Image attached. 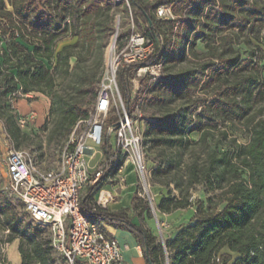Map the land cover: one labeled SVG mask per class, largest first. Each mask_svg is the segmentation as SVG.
<instances>
[{
  "label": "trees",
  "instance_id": "1",
  "mask_svg": "<svg viewBox=\"0 0 264 264\" xmlns=\"http://www.w3.org/2000/svg\"><path fill=\"white\" fill-rule=\"evenodd\" d=\"M128 2L0 0V40L5 43L1 52L7 57L3 62L10 63L13 68L5 73L0 62V119L13 140L25 137L28 133L20 127L6 96L20 84L25 92L31 90L27 76L37 78L43 63L40 59L34 61L33 55L51 59L60 34L77 18L82 23L74 35L92 39L88 18L122 4L125 12L132 14L138 32L156 41L160 37L164 39L162 52L145 61L146 64L164 61L165 74L151 86L145 84L144 90L154 94L145 98L155 109L143 117V131L145 144L150 143V150L157 149L152 153L157 163L152 170L153 182L174 185L179 198H174L172 208L182 209L185 214L180 223L163 233L161 239L150 227L134 222L126 210L110 211L98 205L94 198L98 190L95 186L88 187L82 195V212L92 221L99 218L116 228L133 232L146 264H219V252L224 247L235 254L232 264H264V64L261 63L264 57V0ZM168 3L172 4L178 18L162 19L156 15V9ZM100 30L108 36L115 32V27ZM131 32L132 29H128L118 34L123 40L120 47ZM19 39L34 41L32 51H23L21 55ZM105 44L103 37L96 46L100 47L101 55ZM70 49V45H65L58 52L59 59L65 58L70 63L73 56ZM188 52L204 56L201 69L203 73L206 71V84L215 86L210 100L204 99L201 104L192 105L185 99L197 69L190 67L166 74V65L187 58ZM14 56L21 65L14 61ZM75 56L78 67L79 57ZM132 70L118 69L130 115L133 95L126 75ZM84 91L89 93L93 105L91 101L84 104L65 99L59 107L51 106L56 118L49 137L62 144V150L75 124L88 119L94 111L99 93L97 80L91 81ZM135 97L136 105L142 97L141 92H136ZM177 98H181L180 103L162 109ZM157 111L161 113L156 114ZM113 112L114 109L106 118V127L117 122ZM227 121L243 124L244 141L237 135L228 137V128L220 127ZM48 123L46 119L42 126ZM81 127L78 125L77 130ZM193 134H198V139L192 138ZM192 145L198 146L204 155L195 153L185 160L183 153ZM108 146L106 142L104 148ZM192 189L200 192L195 199H192ZM20 204V200L0 189V220L9 232L7 240L20 239L22 264H55L56 251L51 244L49 227L27 219L18 210ZM149 209L150 204L145 200L137 213L142 215ZM107 234L110 235L108 231Z\"/></svg>",
  "mask_w": 264,
  "mask_h": 264
},
{
  "label": "built area",
  "instance_id": "2",
  "mask_svg": "<svg viewBox=\"0 0 264 264\" xmlns=\"http://www.w3.org/2000/svg\"><path fill=\"white\" fill-rule=\"evenodd\" d=\"M156 15L176 18L168 4L160 5ZM164 47L163 37L156 41L143 35L132 20L131 34L122 47H116L99 84L94 111L84 121V128L78 131L77 126L71 134L57 168L38 166L32 154L22 148H10L4 158L6 180L0 189L20 200L31 219L49 227L52 245L66 264H128L119 240L107 234V225L101 228L82 212L81 191L87 185L99 186L97 204L107 208L115 199V191L106 186L111 185L116 191L127 188L126 166L132 163L140 178L139 194L154 207L142 125L143 98L137 101V116L132 119L118 85V69H136L137 76L148 74L150 82H155L165 74L164 61H145L160 54ZM134 84L138 89L134 91L138 92L139 80L135 79ZM113 109L117 122L106 127V118ZM30 119H34V114L21 118V124ZM108 133L113 135L110 141Z\"/></svg>",
  "mask_w": 264,
  "mask_h": 264
},
{
  "label": "rangeland",
  "instance_id": "3",
  "mask_svg": "<svg viewBox=\"0 0 264 264\" xmlns=\"http://www.w3.org/2000/svg\"><path fill=\"white\" fill-rule=\"evenodd\" d=\"M172 9L173 6L171 3ZM174 11V9H173ZM176 18L179 16L175 13ZM132 17L131 15L127 14L123 8V5H116L110 11H105L99 14L91 15L88 18L90 23V30L93 33L92 39H85V38H78L75 36L74 33L81 25L82 21L77 18L75 22H69V18H67V23L69 24V28L66 32H63L59 36V40L56 42L55 51L51 59L38 57L33 55V60L40 59L43 63L41 65V72L37 78H33L32 75L27 76V84L28 87L31 89L28 92H25L23 86L20 84L19 88L12 92L9 96H6V99L9 100L11 103V109L15 111L18 116V122L22 130L28 133L25 137H21L17 140H13L10 136L8 131L6 130L3 121L0 119V181H5V165H4V158L6 157L8 150L12 147L15 148H22L28 150L35 162L38 166L46 169L57 168L58 161L61 156L62 152V144H58L53 138L50 139V131L54 126L55 115L54 112L51 110V106L59 107L60 103L65 101V99L70 101H77L84 104H87L89 101L92 102V99L89 93L84 91V88L89 85L91 81L97 80V86L101 83L102 79L105 77L106 71L109 68L111 58L113 56L116 47L123 42L122 39L116 37L115 33L119 34L122 31H127L128 29H132ZM76 26V28L74 27ZM106 27H115V32L110 35H106L103 33L102 28ZM180 30V29H179ZM117 34V36H118ZM105 38V46L102 48V55L100 47H96L99 42ZM113 38L116 40L115 48L109 56V46L113 41ZM20 41V54L25 51H32L33 44L31 41H25L19 39ZM262 41L264 42V30L262 31ZM65 45H70V51L73 53L71 57L70 63L65 61V58L62 60L59 59L58 52L63 49ZM1 49V48H0ZM4 49V48H3ZM200 52V50H199ZM198 52V53H199ZM22 55V54H21ZM79 57V66L76 67L75 61L76 56ZM4 53H0V62L3 64V69L5 73L7 71L13 69L10 63L3 62L5 60ZM102 58V59H101ZM14 61L17 63L19 62L18 57L14 56ZM205 59L204 56H197L192 52H188L187 58L177 59L174 62L168 63L166 65V74L178 72L182 69L186 68H194L197 69L196 76L192 83L190 92H186L188 94L185 96L186 101L189 104L194 105V103H202V100L209 99L215 93V86L214 84L208 85L207 82V75L202 72L201 64L204 63ZM262 64H264V57L262 59ZM21 65V63H20ZM27 65V64H26ZM9 66L11 68H9ZM25 69V66H23ZM264 71V67H263ZM127 80L130 82L129 88L133 95L132 97V119L137 116V113L134 111L135 106V95L137 89L134 87V80H139V91L141 92V98H143V106H142V115L143 117L146 115L152 114L154 111L153 104L148 101V98L152 97L154 94H148L147 90H144L145 84L147 83L149 86L153 84L150 82L151 76L148 74H144L142 76H137V70L133 69L126 75ZM118 85L123 95V100L125 97V89L123 85L120 84L118 79ZM147 89V88H146ZM43 90V91H42ZM138 90V89H137ZM157 93V92H156ZM190 94V95H189ZM148 97V98H145ZM145 98V99H144ZM26 99L27 103L36 101L38 104L40 103H47L46 113L43 114L42 117L38 115L34 121L29 120L24 125L21 124V118L27 117L29 112L25 111L24 105L18 104L19 100ZM181 98H177V100H173L167 105H164L162 109L166 107H172L180 103ZM184 99V98H183ZM26 104V102H23ZM198 111V110H197ZM196 113V111H194ZM161 111H157L156 114H160ZM115 113H112V115ZM49 120L47 126H42L45 120ZM85 120H79L75 126L73 131L76 129L78 125H81V129L84 128ZM145 120H143L142 125L144 124ZM220 127L228 128L229 131V138L232 135H237L240 141L245 140L246 132L243 129V124L238 121H227L225 123L220 124ZM71 131V134L73 133ZM109 134V133H108ZM194 139H198V134H193L191 136ZM113 135H108V140H112ZM63 144L65 143L62 141ZM150 143L146 145V163L149 169V190L150 194L154 197V207L150 204L149 210H144L142 215H139L137 211L142 209V204L145 200L144 197H141L139 191H141V183L138 173L136 172L135 168L132 172L131 165L126 167V172L131 173L132 177H134V186L130 188L126 192H120L117 196L115 203H110L107 206V209L110 211L113 210H126V213L132 217L136 222H143L146 226L150 227L152 231L158 235L161 239H163V233H167V231L173 228V225H177L183 219V212L182 209H173V200L179 198V193L175 189L174 185L170 186H162L160 184L154 183L152 180V170L155 167L156 159L152 155V153L157 150L155 147L151 150L149 149ZM198 148V149H197ZM197 149V150H196ZM195 153L204 155L203 152L200 151L198 146L192 145L190 150H185L183 156L185 160H189ZM193 197L192 199L197 198L200 195L199 190L192 189ZM86 192L85 189L81 191V197ZM16 201V200H15ZM148 201V200H147ZM149 202V201H148ZM18 210L20 213L25 215L27 219H31L28 213L26 212L25 208L22 204L19 205ZM98 226L104 228L105 224L104 221L96 218L94 220ZM49 231V229H47ZM8 231L2 227V220H0V264H11L9 261L8 255L9 253H15V248L11 246V243L14 241H8ZM51 233V232H50ZM20 243V239L17 238ZM52 244V243H51ZM19 250V249H18ZM56 251V250H55ZM20 252V251H19ZM56 262L55 264H66L64 258L61 254L57 251L55 253ZM235 258V254L232 253L228 247H224L219 252V264H232ZM134 264H146L144 258L136 259Z\"/></svg>",
  "mask_w": 264,
  "mask_h": 264
},
{
  "label": "crops",
  "instance_id": "4",
  "mask_svg": "<svg viewBox=\"0 0 264 264\" xmlns=\"http://www.w3.org/2000/svg\"><path fill=\"white\" fill-rule=\"evenodd\" d=\"M4 47H5V43H3L0 40V48H1L0 52ZM23 102H26V104H24ZM18 104L24 105L23 107L25 108V111L29 112L28 116L31 114H34V119H32V120L30 119L31 121H34L36 118H38V115L40 116L39 118L42 117V120H43V116H44L43 114L46 113V111H45L46 107H47L46 102L40 103V104H38V102H36V101L27 103L26 99H23V100L21 99V100H19ZM129 165H131V168H132L131 171L134 172V170H133L134 165L132 163L127 164V166H129ZM132 172L131 173L127 172V175H128V186H127V188L116 191L113 186H111V185L106 186L108 189L115 191L114 192L115 199L113 201H110L108 203V205H110V203L116 202L117 196L120 192H126L130 188H133L132 186H134V181H133L134 177H132L133 176ZM90 186L94 187V185H87L84 189L87 191L88 187H90ZM95 187H97V189H98L96 191V193L94 194V198L97 202L98 195H99V188H98L99 186H95ZM133 221L136 222L134 219H133ZM136 223H143V222H136ZM104 224L107 225V231L110 233V236L115 237L119 240L120 244L123 247L124 259L128 264H134V261L136 259H140V258L145 259L144 255H143L142 248L139 245V242H138L136 236L133 234V232H131L130 230H127V229H123V228H116V227L106 223L105 221H104ZM144 225H146V224H144ZM11 246H13V248H15V253H9V255H8L9 261L11 262V264H22L21 253L18 250L19 249V240L15 239L11 243Z\"/></svg>",
  "mask_w": 264,
  "mask_h": 264
},
{
  "label": "bare ground",
  "instance_id": "5",
  "mask_svg": "<svg viewBox=\"0 0 264 264\" xmlns=\"http://www.w3.org/2000/svg\"><path fill=\"white\" fill-rule=\"evenodd\" d=\"M115 44H116V40H115V38H113V41L109 46V56H111V53L113 52V50L115 48Z\"/></svg>",
  "mask_w": 264,
  "mask_h": 264
},
{
  "label": "water",
  "instance_id": "6",
  "mask_svg": "<svg viewBox=\"0 0 264 264\" xmlns=\"http://www.w3.org/2000/svg\"><path fill=\"white\" fill-rule=\"evenodd\" d=\"M150 22H151V20H150ZM117 34H118V33H117V31H116V33H115L116 37H117Z\"/></svg>",
  "mask_w": 264,
  "mask_h": 264
}]
</instances>
